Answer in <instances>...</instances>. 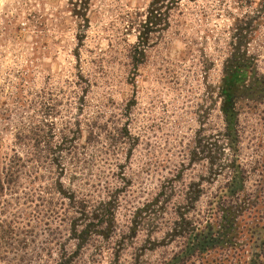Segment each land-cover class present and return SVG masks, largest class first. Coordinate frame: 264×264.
<instances>
[{"label": "rangeland", "instance_id": "1", "mask_svg": "<svg viewBox=\"0 0 264 264\" xmlns=\"http://www.w3.org/2000/svg\"><path fill=\"white\" fill-rule=\"evenodd\" d=\"M154 1L0 0V264H264V1ZM152 3L168 17L142 43ZM236 48L256 88L233 151ZM221 207L237 243L184 257Z\"/></svg>", "mask_w": 264, "mask_h": 264}, {"label": "trees", "instance_id": "2", "mask_svg": "<svg viewBox=\"0 0 264 264\" xmlns=\"http://www.w3.org/2000/svg\"><path fill=\"white\" fill-rule=\"evenodd\" d=\"M159 2L155 0L154 3ZM264 1V0H263ZM153 3L148 9L147 21L143 25V32L140 34L142 43L146 42L147 34L152 29L151 26L157 24L160 21L165 20L168 17L167 12L164 14L159 13L158 9L153 7ZM171 8V7H169ZM159 13V16H158ZM163 15V17H161ZM253 59L247 55L246 51H240L239 48L232 53L228 59L224 68V75L221 84L222 105L221 110L224 115L226 135L230 141V147L233 151L237 150L238 143V111L236 109L237 99L247 92L250 94L255 88L251 80L252 74L255 73L252 67ZM257 81L258 78L254 77ZM257 90V89H256ZM262 90V89H261ZM232 176L228 180L226 185V195L235 196L239 191L244 189L245 176L239 164H235L232 161ZM106 213L101 215L100 220L110 227L111 223V209L106 208ZM104 215L106 217H104ZM102 225V224H101ZM237 222L236 217L233 215L229 207H221V213L219 217L209 219L204 225H196V228H192L190 231L184 229L181 235L185 238V249L183 250L184 257L194 256L200 252H206L214 249L218 246L227 244L233 245L237 243ZM99 232H104L103 230ZM81 235L77 237H83V234H90L86 229L82 230ZM86 237L82 239L85 242ZM183 258V257H182ZM168 264H178L182 259H178V256H174ZM64 264V263H59Z\"/></svg>", "mask_w": 264, "mask_h": 264}]
</instances>
